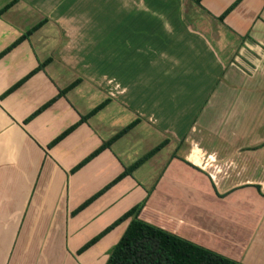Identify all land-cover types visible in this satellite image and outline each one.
Masks as SVG:
<instances>
[{
  "label": "crops",
  "instance_id": "obj_1",
  "mask_svg": "<svg viewBox=\"0 0 264 264\" xmlns=\"http://www.w3.org/2000/svg\"><path fill=\"white\" fill-rule=\"evenodd\" d=\"M12 1L15 5L0 16V264H106L130 220L81 250L143 203L142 221L256 264L241 257V227L225 222V209L236 207L226 205L209 182L218 173L214 159L234 156L240 147L249 153L264 147V0H176L178 19L184 22L188 14L202 20L200 31L190 26L185 35H176L172 19L157 13L177 45L156 41L143 46L139 57L145 60L147 50L155 53V66L171 77L156 71L135 80L112 71V54L111 59L106 54L110 71L97 74L81 43L92 30L57 14L52 0H0V10ZM162 1L136 5L147 15V7ZM45 18L41 29L9 49ZM106 28L104 36L112 38ZM189 35L203 45L188 42ZM204 35L220 38L219 54ZM76 81L75 88L61 93ZM106 100V107L83 120ZM136 119V127L76 169ZM164 141L168 145L152 159L167 158L166 165L145 170L155 173L148 179L150 194L141 184L147 164L139 170L142 179L136 169L113 184L146 146L153 150Z\"/></svg>",
  "mask_w": 264,
  "mask_h": 264
},
{
  "label": "rangeland",
  "instance_id": "obj_2",
  "mask_svg": "<svg viewBox=\"0 0 264 264\" xmlns=\"http://www.w3.org/2000/svg\"><path fill=\"white\" fill-rule=\"evenodd\" d=\"M139 1L140 0H52L53 5H50V8L57 9V14L64 13L67 17L72 16L78 19L77 24H82V29H86V31H90L91 29L93 31H91L92 35L87 39L83 38L81 43L82 46L88 50L84 56L89 58V61L92 59V63L94 60L97 74L102 75L106 71H110L108 70L109 68L106 67V63L110 64L109 60L107 61L108 57L106 58V54L109 55V59H111L112 54L114 55V57L112 56V60L115 66L112 71L116 75H121L122 78L130 80L141 77L150 78L157 75L156 71H160L158 74L164 78H169L171 76L167 74L168 70L160 68L159 65L155 66L153 56L157 57V55H155L154 52V54H152L147 50L145 60L139 57V52L141 56L144 54L143 46H153L155 45L153 43L156 41L162 46L167 42L177 45L175 42L171 41L173 35L171 31L166 28L167 22L160 21L155 15L160 11L165 12L176 25L175 34L177 35L179 32L181 36L185 35L182 34V32L185 33L187 29H190V26L199 32V28L196 27L199 21L202 20H193L192 15L189 16L187 14L186 20L184 22L180 21L178 19V14L181 13L179 12V8L181 9V7L176 0H163L161 4H151L147 7V15H145L144 10L137 7ZM148 1L152 3L153 0ZM183 10L187 13L190 12L187 6H183ZM70 23L73 24L76 22L70 21ZM105 28L114 33L112 38L104 36L106 33ZM53 29L54 27L51 31ZM116 32L122 37L116 36ZM205 37L211 42L217 54H219L217 51V41L218 39L220 40V38ZM187 38L188 42L192 41L193 44H197V42L200 43L199 40H201L196 35L192 37L189 35ZM111 40L112 42H110ZM65 43H69L68 37ZM137 44L142 47H138ZM110 45L113 47L112 51ZM197 45L201 46L203 44ZM106 48L109 50L106 51ZM194 64H198V61H195ZM99 79H102V77H99ZM146 103H148V101ZM155 136H158V134H155ZM234 136L236 137V134L233 135L232 138ZM232 140L238 143V140ZM160 141H163V137ZM158 143L159 142L154 144L156 145ZM237 147L240 146L237 144ZM150 150L151 149L146 146L141 152L140 157L142 158L149 153ZM167 151L168 148L163 153L166 154ZM163 153L161 156H163ZM226 156L228 157H224L223 161L214 159L212 163L214 166H212V168L213 170H217L218 173L215 175V181L211 180V183H214L213 187L210 182L209 184L211 188L216 191L217 196L219 195V198L224 200L223 202H226V205L236 207V211L231 209L229 212V207L225 209V222H230L235 230L241 227L242 237L239 240L242 243L241 246H243L241 257H245L247 260H251L252 258L256 261V264H264V241H262L264 240V147L253 153H249L247 149L240 147L235 149L234 156L230 154ZM230 156H232V158H229ZM230 159L233 160L230 161ZM254 160H256V164ZM167 161L168 159L166 158V160L160 161L159 159V162H154L151 157L137 168V170L135 169L136 175L141 179L143 177L141 172L144 171V178L142 179L144 181H142L141 184L145 190H147V193L150 194L152 189L150 188L152 180L148 179L154 176L155 173L151 172L150 175H147L145 170L150 169V171H152L157 163L158 168H163ZM141 168L142 170L139 172ZM156 176L157 173L155 178ZM237 207L240 208L237 209ZM234 234H236V231ZM250 242H258V247H251ZM68 247L70 249V246ZM215 247L216 246H207V249L221 253L219 249ZM240 249L241 248L238 247V251H240ZM257 250L261 251L258 252Z\"/></svg>",
  "mask_w": 264,
  "mask_h": 264
},
{
  "label": "trees",
  "instance_id": "obj_3",
  "mask_svg": "<svg viewBox=\"0 0 264 264\" xmlns=\"http://www.w3.org/2000/svg\"><path fill=\"white\" fill-rule=\"evenodd\" d=\"M199 1L200 0H198V2ZM15 3L16 1H12L5 7H3L0 10V16L6 11H8L13 5H15ZM47 22L48 19L45 18L44 20L37 23L25 34H23L9 49H12L17 44L28 39L32 34L41 29ZM23 82L13 87L12 89L18 87ZM78 83V81L72 83L61 93H68L73 88H75ZM109 102L110 100H106L103 103L99 104L87 116H84L83 120H87L88 118L97 114L104 107H106ZM139 123V119H136L135 121L131 122L120 132H118L114 137H112L109 141H107L101 148L95 151L76 169H78L91 158L99 154L103 149L110 147L115 141L126 135ZM74 128L75 127L73 126L69 130H67L62 136L57 138L54 141L53 145L59 142L65 136H67ZM167 143L168 141L162 142L160 145H158L149 153L140 158L132 166L127 168L125 172L113 182V184L119 181L122 177L131 174L135 169L143 165L147 160H149L151 157L156 155L161 149H163L165 145H167ZM96 197L97 196H95V198ZM93 199L86 202L83 207L90 203ZM143 207L144 203L138 204L132 209H130L118 221H116L112 226L106 229L101 235L94 238L89 244H87L81 250V252L91 247V245L96 243L103 235L108 233L115 226L119 225L120 223L126 220H130V223L124 235L110 252V256L106 264H243L239 261L225 257L217 252L194 244L175 234H172L161 228L155 227L147 222L142 221L139 218V214L142 211Z\"/></svg>",
  "mask_w": 264,
  "mask_h": 264
}]
</instances>
